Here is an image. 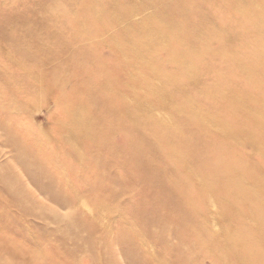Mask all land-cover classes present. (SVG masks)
<instances>
[{
  "label": "rangeland",
  "instance_id": "rangeland-1",
  "mask_svg": "<svg viewBox=\"0 0 264 264\" xmlns=\"http://www.w3.org/2000/svg\"><path fill=\"white\" fill-rule=\"evenodd\" d=\"M262 193L264 0H0V264H264Z\"/></svg>",
  "mask_w": 264,
  "mask_h": 264
},
{
  "label": "bare ground",
  "instance_id": "bare-ground-1",
  "mask_svg": "<svg viewBox=\"0 0 264 264\" xmlns=\"http://www.w3.org/2000/svg\"><path fill=\"white\" fill-rule=\"evenodd\" d=\"M125 60V59H124ZM126 62V61H125ZM157 85V84H156ZM135 92V91H134ZM126 100H127V98H126ZM128 101V100H127ZM150 109V108H149ZM195 112V111H194ZM151 113V112H150ZM197 114V113H196ZM156 115H158V114H156ZM216 132V131H215ZM224 137V136H223ZM43 170V169H42ZM41 170V171H42ZM235 189V190H239V191H242V192H248L249 191V189H248V185H245V182H243L242 180H239V179H237V177H235V176H233L232 178H231V180L229 181V183H228V189ZM226 193L223 191V195H222V198H223V201H225V199L224 198H226V195H225ZM263 195H264V193H262ZM255 197H256V195H255ZM264 197V196H263ZM258 199V198H257ZM226 203V202H225ZM211 204V203H210ZM226 204H228V203H226ZM211 208V207H210ZM234 216H235V218L237 219V221H238V216H236V214H234ZM236 221V222H237ZM225 223V222H224ZM238 223H239V221H238ZM228 224V223H227ZM227 224H225L226 226H227ZM245 224V223H244ZM249 224V223H248ZM247 225V224H246ZM101 227V226H100ZM228 227V226H227ZM223 228V227H222ZM229 229V228H228ZM232 229V228H231ZM224 230H225V228H224ZM264 230V227H261V228H257V229H252V231H253V234H254V237H252V238H248V236L244 239V238H240V241L237 239V238H234L233 240H234V243L236 244L237 242H238V244L239 245H243V244H245V243H248L249 241H253V240H255V239H257V240H259L260 242H264V236L262 235V231ZM220 233V232H219ZM227 233H229L228 231H227ZM233 234H234V232H233ZM227 235V234H226ZM222 236L223 237H225L224 236V234H222ZM228 236V235H227ZM226 236V237H227ZM231 237V236H230ZM255 237H257V238H255ZM228 238V237H227ZM223 239V238H222ZM9 247H7V246H5V245H3L2 246V248H1V251H3L4 253H5V255H8L9 254Z\"/></svg>",
  "mask_w": 264,
  "mask_h": 264
}]
</instances>
